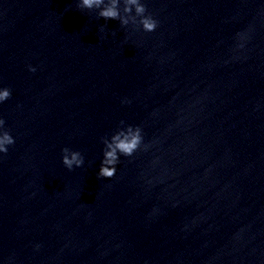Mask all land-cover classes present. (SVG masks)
I'll return each mask as SVG.
<instances>
[{"label":"clouds","instance_id":"clouds-1","mask_svg":"<svg viewBox=\"0 0 264 264\" xmlns=\"http://www.w3.org/2000/svg\"><path fill=\"white\" fill-rule=\"evenodd\" d=\"M125 12H131L132 7L135 6V11L140 19V25L143 31L153 32L158 22L151 16L146 15L147 9L141 0H124ZM105 4V0H79L78 7L84 9L99 8V16L105 20H119L121 25H127V18L120 16L119 4L120 0H108L106 7H101ZM29 71L34 72L35 68L30 67ZM11 92L9 89H0V102L9 99ZM4 120L0 119V129L3 128ZM123 123V122H121ZM141 128L136 127L133 131L132 126H129L127 132L117 131L108 140H103L104 151L101 167L98 172L99 177L112 178L116 174V165L120 161L121 156L131 157L140 148L142 143ZM14 138L8 131L0 130V153H7L8 146L14 144ZM62 163L72 170L74 167H81L84 164V158L78 151H72L65 147L62 149Z\"/></svg>","mask_w":264,"mask_h":264}]
</instances>
